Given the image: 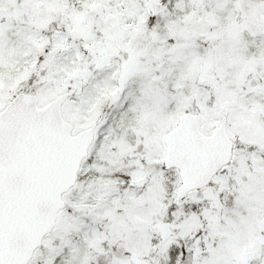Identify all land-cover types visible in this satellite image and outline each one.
<instances>
[{"label":"snow or ice","instance_id":"obj_1","mask_svg":"<svg viewBox=\"0 0 264 264\" xmlns=\"http://www.w3.org/2000/svg\"><path fill=\"white\" fill-rule=\"evenodd\" d=\"M0 264H264V0H0Z\"/></svg>","mask_w":264,"mask_h":264}]
</instances>
